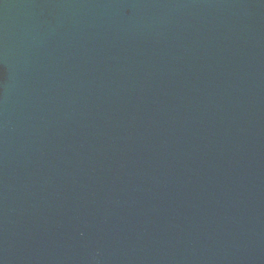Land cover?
Wrapping results in <instances>:
<instances>
[{"label": "water", "instance_id": "water-1", "mask_svg": "<svg viewBox=\"0 0 264 264\" xmlns=\"http://www.w3.org/2000/svg\"><path fill=\"white\" fill-rule=\"evenodd\" d=\"M0 264H264V0H0Z\"/></svg>", "mask_w": 264, "mask_h": 264}]
</instances>
